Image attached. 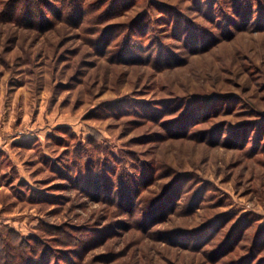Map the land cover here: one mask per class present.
<instances>
[{
    "label": "rangeland",
    "instance_id": "obj_1",
    "mask_svg": "<svg viewBox=\"0 0 264 264\" xmlns=\"http://www.w3.org/2000/svg\"><path fill=\"white\" fill-rule=\"evenodd\" d=\"M0 264H264V0H0Z\"/></svg>",
    "mask_w": 264,
    "mask_h": 264
}]
</instances>
